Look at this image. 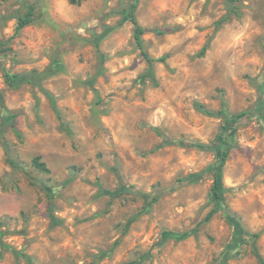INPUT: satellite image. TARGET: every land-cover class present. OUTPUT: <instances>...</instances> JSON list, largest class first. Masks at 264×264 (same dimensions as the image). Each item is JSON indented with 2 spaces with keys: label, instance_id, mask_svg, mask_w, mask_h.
Instances as JSON below:
<instances>
[{
  "label": "rangeland",
  "instance_id": "1",
  "mask_svg": "<svg viewBox=\"0 0 264 264\" xmlns=\"http://www.w3.org/2000/svg\"><path fill=\"white\" fill-rule=\"evenodd\" d=\"M205 109L244 114L223 131ZM253 246L264 0H0V264H259Z\"/></svg>",
  "mask_w": 264,
  "mask_h": 264
},
{
  "label": "trees",
  "instance_id": "2",
  "mask_svg": "<svg viewBox=\"0 0 264 264\" xmlns=\"http://www.w3.org/2000/svg\"><path fill=\"white\" fill-rule=\"evenodd\" d=\"M69 2L70 3H77V2H79V0H69ZM31 16H32V10L29 9V10H27L25 12V14L23 16L19 17L17 19L16 30H19L23 26L27 25L32 20ZM128 17H129L130 22L134 25V40H135L136 44L138 45V47L142 49V54H143L145 60L149 64L148 74L150 76H153V71L151 69V63L154 61V59L152 57H150L143 50L142 39H141V34L143 32V29L137 23V19H136L135 14H134V5L133 4L130 5L129 11H128ZM162 59H163V57L160 58V60H162ZM47 96L50 99L51 105L54 107V101H53L52 95L47 93ZM205 112L207 114H209V115H213V116H217V117L223 118V120H224V125L222 126V130L223 131H227V130L231 129V124H232L231 122L233 120H236V119L240 118L244 114V112H240V113H237V114L226 115V114H224L222 112H219V111L218 112H214V111H210V110H206V109H205ZM162 142L163 143H173L174 141L172 139H168V138L164 137ZM175 142H177L178 144H181V145L195 146V147H198V148H201V149L208 148L207 145H204V144H201V143H198V142H190V141H183V140L175 141ZM227 154H228V150L227 149H225L221 153L220 162H219V165H217V169H219L222 166ZM31 164L35 168H37L38 170H40L42 172H49V168L47 167L46 163L43 160H41V157L39 155H36V156H34L31 159ZM253 252H254V255H255L256 259L258 260L259 264H264V258L262 257V255L258 251L257 247L253 246Z\"/></svg>",
  "mask_w": 264,
  "mask_h": 264
}]
</instances>
